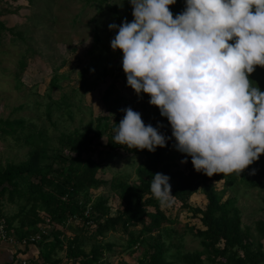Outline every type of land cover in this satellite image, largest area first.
I'll return each mask as SVG.
<instances>
[{
	"label": "rangeland",
	"instance_id": "1",
	"mask_svg": "<svg viewBox=\"0 0 264 264\" xmlns=\"http://www.w3.org/2000/svg\"><path fill=\"white\" fill-rule=\"evenodd\" d=\"M125 19L133 20L129 0H0V22L6 27L0 31V119H23L25 132L35 134L36 140L42 136L47 143L50 158L44 164L58 169L62 165L60 159H54L57 150L63 148L61 155L69 154V149L60 143L61 135L76 130L82 132L91 122L96 129L101 116L104 134L94 140L81 158H91L100 164L98 177L106 183L91 190L90 195L92 200L103 198L111 207L118 199L115 193L118 184L137 183V168L145 161V155H130L111 141L114 131L110 126L115 123L116 111L131 107L146 117L156 112V106L148 103L150 98L146 94L138 97L127 86L122 57L111 49L110 41L116 33L110 31L108 25H119ZM249 80L264 91V67L255 66ZM110 106L114 109L111 113L107 110ZM162 123L171 135L168 121L163 119ZM30 153L24 138L17 141L13 136L0 133V170L8 164L27 161ZM261 163H264V154L260 156ZM186 167L187 163L179 160L172 170L183 171ZM253 169L254 175L251 174ZM248 177L264 183V177L249 165L240 175L227 174L213 184L219 191L225 189L224 201L234 199L241 211L242 225L250 231L256 245L259 236L255 223L264 218V190L249 187ZM188 203L204 208L207 202L202 187ZM4 204L8 205L9 213H18L17 205L8 203L5 198L2 207ZM163 209H167V216L174 223L145 235L140 239L141 244L132 248L128 247L129 231L136 238L141 226L128 232L119 228L97 238L96 225H85L77 219L65 226L64 241L80 237L86 251H90L96 239L111 245L110 251L105 250L102 264H150L155 245L164 241L166 263L186 264L182 259L184 254L202 252V264H219L209 261L210 256L205 253L200 239L190 232L192 225L203 227L188 209L177 206ZM262 243L264 252V241ZM58 257L67 264L65 250L59 252Z\"/></svg>",
	"mask_w": 264,
	"mask_h": 264
},
{
	"label": "clouds",
	"instance_id": "2",
	"mask_svg": "<svg viewBox=\"0 0 264 264\" xmlns=\"http://www.w3.org/2000/svg\"><path fill=\"white\" fill-rule=\"evenodd\" d=\"M129 3L133 20L108 25L116 33L110 46L123 53L127 86L150 97L171 137L127 107L111 141L155 152L174 138L182 164L191 157L209 177L240 175L264 154V91L249 80L255 66L264 67V0H185L175 17L176 0ZM169 180L162 173L150 180L161 207L174 202Z\"/></svg>",
	"mask_w": 264,
	"mask_h": 264
},
{
	"label": "trees",
	"instance_id": "3",
	"mask_svg": "<svg viewBox=\"0 0 264 264\" xmlns=\"http://www.w3.org/2000/svg\"><path fill=\"white\" fill-rule=\"evenodd\" d=\"M184 5V0H176L174 5L169 6V10L175 17L177 13L183 11ZM3 30H6V27L0 22V31ZM117 52L122 57V51L117 50ZM107 110L111 113L114 109L110 106ZM155 111L149 117L141 115L142 120L146 125L152 124L153 127H156L159 122L163 125L159 131L171 137L162 123V120L167 118L160 115L157 107ZM123 115L120 109L116 111V124ZM98 118L100 123L96 129L91 122L82 132L76 130L73 133L61 135L60 143L69 149V154L63 156L61 155L63 148L57 150L58 154L54 159H60L62 165L58 169L44 164V161L50 158L47 143L42 140V136L36 140L35 134L26 133L27 127L23 119L13 121L0 119L2 135L13 136L17 141L24 138L25 144L31 149L27 161L8 164L5 169L0 170V201L5 198L8 203L17 205L19 208L18 213L11 218L3 214L1 209L0 215L5 217L8 230L15 220L19 221V226L15 230L19 233L18 237L21 240L40 232L41 226H50L49 233L37 243L43 248L42 264L60 263L61 259L57 257L63 250H65L68 264H102L105 250L110 251L111 245H104L96 239L95 243L91 244L90 251H86L83 247L85 242L80 237L64 241L65 226L73 217L82 220L85 225L87 221H93L97 226L95 229L97 238H103L109 231H117L119 228L128 232L131 228L141 226L136 238L129 231L131 238L128 241V247L130 248L141 244L140 239L142 240L145 235L164 229L165 224H173L174 221L167 216V209L160 206L150 191V180L155 173L170 177L171 194L175 197L174 202L168 207L177 206L179 209H188L193 218L202 225L203 228L192 225L189 230L193 236L200 239L205 253L207 252L206 254L210 256L209 261L219 264H262L264 218L255 223L259 241L254 245L250 231L242 225L241 211L234 199L228 198L224 201L225 189L219 191L213 184L214 181L222 179L224 174H214L209 177L195 171L191 157H187L186 170H172L173 164L185 159L183 154L173 148L174 138L169 139L165 147H157L155 152H149L147 149H128L126 146L116 144V148L130 155H145L144 163L137 168L138 182L123 181L118 184L115 189L118 199L113 204V208L103 198L92 200L90 191L99 189L106 182L98 177L100 164L91 158L84 160L81 155L91 148L96 138L104 134L101 129L102 117ZM115 123L110 126L112 130L116 127ZM106 125L109 127V123ZM251 166L264 177V163L260 164V157ZM246 180L249 187L264 190L263 182L255 181L250 177ZM201 187L207 203L204 208L192 207L188 199ZM88 205H91V213L89 217H86ZM113 209H115L114 214ZM48 219L49 223H47ZM221 243H223L222 246ZM165 244L164 241L155 245V251L149 257L150 264H170L163 258ZM202 255V252L186 253L182 259L186 264H202Z\"/></svg>",
	"mask_w": 264,
	"mask_h": 264
},
{
	"label": "crops",
	"instance_id": "4",
	"mask_svg": "<svg viewBox=\"0 0 264 264\" xmlns=\"http://www.w3.org/2000/svg\"><path fill=\"white\" fill-rule=\"evenodd\" d=\"M1 203L3 204V201ZM0 209L3 214L8 216V218H11L17 214V213H13V214L9 213L8 211L9 208L8 205L6 204H4V207H2L1 205ZM18 226H19V221L15 220L11 224L9 230L12 239H14V242L0 241V264H21V261L24 259L30 260L32 264H42L44 261L41 255L43 248L39 246L37 243L28 242L27 244H22L20 242L21 239H19L18 237L19 233H17L15 230ZM57 258L61 259L62 257H57ZM58 264H65V263L60 261V263Z\"/></svg>",
	"mask_w": 264,
	"mask_h": 264
},
{
	"label": "built area",
	"instance_id": "5",
	"mask_svg": "<svg viewBox=\"0 0 264 264\" xmlns=\"http://www.w3.org/2000/svg\"><path fill=\"white\" fill-rule=\"evenodd\" d=\"M90 213H91V205H88L87 207V210L85 212V216L86 217H89L90 216ZM78 218H70L68 221H67V225L73 222H75V220H77ZM49 219L47 220V223H49ZM86 225H91L93 226L94 223L93 221H87L86 222ZM50 231V226L48 225H45V226H41L40 227V232L36 233L35 235H31L29 238L27 239H22L20 242L22 244H27L28 242H31V243H39L41 242L42 240V237L46 234H48ZM0 241H11V242H14V239H12L11 235H10V232L8 230V226H7V221L5 219V217L1 216L0 215ZM21 264H32L30 260H27V259H24L21 261Z\"/></svg>",
	"mask_w": 264,
	"mask_h": 264
}]
</instances>
